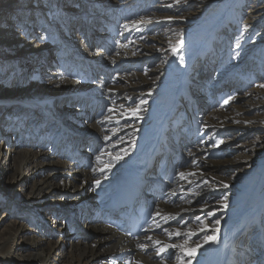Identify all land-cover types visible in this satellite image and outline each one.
<instances>
[{"label": "bare ground", "instance_id": "bare-ground-1", "mask_svg": "<svg viewBox=\"0 0 264 264\" xmlns=\"http://www.w3.org/2000/svg\"><path fill=\"white\" fill-rule=\"evenodd\" d=\"M102 1L104 0H81V3H93L97 9L103 4ZM128 1L133 5L138 0ZM147 1L149 0H141L132 10L123 7L119 14H115L108 5L95 12L106 15L108 27L105 29L102 26L105 33L116 27L118 29L117 46L120 50L114 56L104 52V34H100L96 45L91 44L92 47H89L86 39L89 30L86 29L85 37H80L81 33L75 29L78 23L73 22L76 17L63 16L61 12L56 13L55 21L47 22L49 18L44 17L35 21L31 16L29 0H19L15 14L22 23L18 27L11 17L14 12L6 11L0 17V38L3 41L0 43V54H4L5 41L10 39V48L7 49L10 57L8 64L16 65L20 59L24 66L29 65L31 69L19 87H11V74L5 76L4 80H10V83L0 86V107L5 108L19 102L29 104L30 108H37V112L30 111L33 114V119H30L32 124L26 128L24 110L10 111L11 119H14L12 125L8 121L0 123V135L3 138L0 142V192H3V188L5 193L14 189L15 193L23 195V203L27 208L24 216L18 214L19 217L0 228L1 260L13 258L18 264H187L190 259L191 264H208L211 255L223 242L218 264H263L259 258V250L264 247V130L261 132L263 137L260 135L246 141V149L238 156L214 159L213 156H217L218 151L212 156L210 150L222 141L226 146L242 145L238 136L254 127H264V87H261L264 85V54L263 62L259 64H254L252 55L250 67L254 68V80L248 78L240 67L244 63L248 64L246 55H251L254 50L264 46V0H205L209 4L196 13L198 15L181 19L172 12L152 16V19H148L149 14L146 15L147 18L143 17L144 13L151 11L150 14L155 15L161 10L147 8ZM124 3L129 5L128 2ZM240 10L245 17L239 28L241 39L230 50L225 45V31H221L225 21L217 22L226 20V14L230 17L233 12L238 13ZM37 14L43 16L40 10H37ZM94 22L96 26L97 22ZM32 29H37L38 33L34 34ZM145 33L148 34L143 35ZM62 35L64 40L71 41L69 46L61 40ZM93 35L94 31L90 42H93ZM53 44L58 46L50 49L49 46ZM74 46H82L83 49L77 52ZM40 48L41 51L37 53ZM174 48L177 49L176 52H173ZM153 50H159L161 54L164 51L167 53V56L160 54L159 66L153 68L158 57L149 62L150 68L147 67V71L140 68L118 70L112 80L116 81L112 85L104 79L106 67L121 68L126 62L144 61L145 56ZM52 51L55 56L48 57ZM224 53L227 57L221 58ZM206 57L212 62L209 67L218 74L215 76L216 73H211L207 78L194 77L189 80L193 69L201 68ZM2 59L6 63L4 57H1L0 64ZM228 61L230 65L225 69ZM134 67H138V63ZM88 68H91V78L89 71L83 73V69ZM163 74L165 78L159 84L145 115L148 100ZM249 84L256 85L254 92L249 94L247 101L237 103L235 97L239 94L238 90L244 91ZM193 87L205 94L206 101L213 106L204 118L206 126L204 121L201 124V118L197 119L198 110H202L204 102L194 94ZM69 93H76V99L82 95L88 99L97 98L96 94L101 98L112 99L102 118L89 125L84 122V114L81 115L75 104L64 101L60 107L55 105V99L71 97L67 95ZM226 100L228 103H225ZM230 101L232 104L228 106ZM54 108L57 112L53 116ZM45 119L48 124L41 135L22 138L25 133L33 134L31 128L38 129L42 124L45 126ZM196 124L200 138H197L192 149L187 152L188 160L184 167L176 171L173 182L165 183L168 195L165 193L163 201L155 202V220L151 226L156 230L154 233L148 232L131 242L116 231L104 227L99 218L88 222L84 216H74L75 210L81 213L79 206H84L82 209L105 207L122 185L129 170H135L136 176L141 177L145 168L151 169V156L162 159L172 156L179 158L183 139L177 135L181 131L189 133ZM232 129L235 130L227 136L228 133L224 130ZM83 131L92 132L93 135L96 133L101 141H105L97 154L99 159L95 157L89 169H81L79 164L70 162L66 155L70 152L79 158H85L88 146L82 147L74 139ZM18 132L19 140L10 142L9 136L17 135ZM69 132L76 133L66 137L72 139L60 141ZM38 139L40 142L36 147ZM47 145L48 148L45 149ZM82 149L85 153H80ZM158 149L161 153L157 155ZM117 155L121 159H114ZM228 165L232 168L225 172L223 166ZM40 168H49L50 171L42 173ZM252 169L254 172L250 173ZM54 170L64 176V180L55 182L51 179L49 176ZM180 173L184 174V178L180 177ZM96 180L100 183H94ZM253 182L254 211L239 220L232 217L229 224H221L222 215L216 216L214 213L228 208L231 195L240 190V187ZM54 190L57 191L61 206L70 212L66 220L73 219L72 231L78 229L75 221H80L83 233L91 236L89 241L84 238L71 241L69 248L61 253L56 246L60 234L67 227L64 225L66 220L62 222L58 218L61 216L58 207L53 210L43 208L47 199L54 196ZM216 190L218 195L215 198L202 205L197 203V197L201 193ZM1 193L0 197L7 196ZM0 206L7 209L8 216L11 205L0 198ZM188 211L191 212V218L194 217L191 222H176L177 216ZM209 212L212 213L211 216L208 215ZM216 220L220 222L218 225L214 223ZM251 224L256 225L257 232L252 233L250 238H256L257 243L250 245L251 248L249 246L253 251L249 252L250 256L246 259L239 250L244 245L243 240L239 242L238 248H235V242L246 225ZM52 235L54 238L51 240L46 237ZM206 236H216V240L205 242ZM25 244L28 249L23 253L21 246ZM198 244L201 247L196 249L194 257L186 255L185 249L195 248ZM169 245L177 247H166ZM204 245L209 246L202 249ZM160 248H166L165 251L170 252L157 254ZM169 257L173 259L169 261Z\"/></svg>", "mask_w": 264, "mask_h": 264}, {"label": "rangeland", "instance_id": "rangeland-1", "mask_svg": "<svg viewBox=\"0 0 264 264\" xmlns=\"http://www.w3.org/2000/svg\"><path fill=\"white\" fill-rule=\"evenodd\" d=\"M140 1L141 0H138L136 3L131 5L130 4L131 2L128 1V0H123V2L113 1V0H104V1H102L103 4L100 5V7H98V8H101V7H104L105 5H108V6H110L111 10L115 14H119L123 7H124V9L132 10L137 5H139ZM238 1L241 2L240 0H238ZM29 2H31V7H30V10L32 12L31 16H32V18H34L35 21L41 20L40 18H42V17L47 18V19L49 18L47 20V22L48 21H55V17H57L56 13H61V12H62L63 16L64 15H68L69 17H71V16L72 17H76V19H74L73 22L75 24L78 23V24L75 25L76 26L75 29L77 30V32L79 31L81 33L82 36L80 35V37H85L86 36V29L89 30V31H87L88 32L87 33L88 37L86 38L89 47H92V45H96V40L98 38H100V34L101 35L104 34L103 36L106 39V42L104 41V43L106 44V47H108L110 41H112V43H111V45L109 47V54H107V55L114 56V54L116 53L117 50H118L117 51V54H118V52L120 50V48L117 46L118 45V43H117L118 34H117V37L113 38L112 40L108 39L109 36H106L108 34L105 33L102 30V26L105 27V24L108 23V22H106V18H105L106 15L105 14L98 15L97 13H95L96 11H99V10H97L98 8L97 9L94 8L93 3H92V5L91 4L87 5V4L81 3V0H59V1H57V0H29ZM124 2H128L129 5H126V3H124ZM18 3H19V0H0V17L6 11L14 12L11 17H12V19L15 22L14 25L17 26V27L20 25V23H22V20H20V18L17 17V15L15 14V12L17 11ZM145 4H146L147 8L148 7L150 9L161 8V10H159L158 13L155 14V15H151L150 14L151 11L150 12L146 11L147 13L142 14V16L144 15L143 17H146V15L148 16V14H149L148 17H150V18H148V19H152L151 18L152 16L155 17L157 15H162L164 12H172V14H174L178 19H181V18L195 17L196 15H198L196 13H199V11L205 9L207 4H209V3H206L205 0H149ZM169 5H171V7H168ZM202 5H204L205 7L202 6ZM161 6L162 7L164 6V9H162ZM37 10L42 11L43 16H39V14H37ZM162 10H164V11H162ZM18 11H19V9H18ZM148 11H149V9H148ZM240 11L238 13H237V11L233 12V14L230 17H229L228 14H226L225 15L226 16V20H221V21L217 22V23H220L222 21H225L224 26L221 28L222 29L221 31H223V30L225 31V35H224V37H225V45H226V47H229L230 50L233 49V47L236 46L235 44L238 43L240 41V39H241L240 38L241 37V33H239V28L242 27L243 20H244L245 17L242 14V10H240ZM44 13H45V15H44ZM94 21L97 22L96 26L94 25V23H95ZM92 29L94 31V35H93L94 39H93V42H90L91 41V39H90L91 38V33H93ZM37 31H38L37 29H32L31 30V32H33L34 34H37L38 33ZM0 34H2V33L0 32ZM147 34L148 33H145L143 35H147ZM39 35H41V34H39ZM156 36L157 35H154V37H156ZM61 37H62L61 40L66 42V46H69L71 44L70 40H67V39L64 40L65 39L64 35H62ZM1 39L2 38H0V43H3V41ZM86 39H85L84 45H86ZM10 42H11L10 39H7L5 41L6 50L4 51V54H0V58L4 57V59L6 61V63H4V61L2 59V64H0V86L2 84L10 83V80L5 81L4 78H5L6 75L11 74V80L13 81L12 84H11V87L13 88L16 85H18V87H19L20 85L23 84L22 80L25 79V76L29 73V71L31 69H30L29 65H25L24 66V63H22V60H20V59H19V62L16 65H9L8 64V63H10L9 62L10 57H8L9 52L7 51V49L10 48V46H9ZM57 46H58L57 44H53V45L49 46V48L52 49V48H56ZM106 47H105L104 52L107 53ZM73 48L77 52L78 51H82V49H83L82 46H74ZM211 50H214V49H211ZM40 51H41V48L37 51V53H39ZM160 54L161 53H160L159 50H153L152 52H150L148 55L145 56L146 58H145L144 61L143 60H139L137 62H133V61L126 62V63H123L121 65V68H113V67L109 68V67H106L105 75L106 74L107 75H106V78H104V79L108 82V84H111V83L114 84L116 80H114V82L112 80L114 79V77L118 73V70H121V71L139 70V69H136V68H140V69H142L144 71H147V69L150 68L149 62L150 61H154L155 59H157L160 56ZM263 54H264V46H261L257 50H254V53H252L251 55H246L245 56V59H248V61H247L248 64L244 63L243 65L240 66V67H242L241 69L247 74L248 78H250L251 80H254V68L250 67L252 55H254V64H259V63L263 62V58H262ZM165 55L167 56V53L165 51L162 52L161 56H165ZM47 56L48 57H54L55 56L54 51L50 52V54H48ZM77 56L79 57V55H77ZM225 57H227V56L224 53L223 57H221V58H225ZM184 59L187 60L186 58H184ZM231 59H230V61H231ZM160 60H161V58L159 57L155 61L156 63H154L153 68L159 66ZM83 61H86V60H83ZM230 61H228V63L225 64L226 66L224 65L225 67L223 66L225 69H227L229 67ZM241 62H242V60L239 61V63H241ZM137 63H138V67H134L135 64H137ZM168 64H169V59H168ZM214 64H215V62H214ZM211 65H212L211 59L209 60L206 57V59H205V61H204V63H203L201 68L200 67H196V68L193 69V74L190 76L189 80L194 79V77L196 79H203V78L210 77L208 74H211V73L215 74L216 71H213L211 69V67H209ZM151 67H152V65H151ZM91 68L83 69V72H85V74L88 71L90 72V73H88L89 74V78H91ZM145 68H146V70H145ZM165 74H166V72H165ZM165 74L162 75V77L157 81V84L155 85L156 89L153 91V93L151 94L150 99L148 100L147 108L145 110V115L148 112L150 101L154 98L155 92L159 88V84L165 78ZM217 74H218V72L215 74V76ZM18 80H19V82H18ZM251 80H249V81L251 82ZM255 86L254 85L251 86V84H249L245 88L244 91L238 90V93L241 95V98L239 97L240 96L239 94L235 97V99H237V103H240L242 100L243 101L244 100L247 101V99L249 97V94L254 92V88H256ZM193 92L197 96L201 97L203 99V102H204L203 106L201 108L202 110H198L199 114L197 116V119L201 118L200 122L202 124V122L204 121L205 116L209 113V111H211V109H213L212 108L213 106H212V104H210V103H208L206 101L205 94L203 95L197 88L193 87ZM69 94H67L68 96H71V97H68L69 99L67 97H63L62 100L61 99H55V101H56L55 105L60 107L61 104L64 101H66L67 103L71 102V103L75 104V106L79 107L81 115L84 114V116L82 115V117H84V122L89 123V125H92L94 121L98 120L99 118L100 119L102 118V116L106 113V109H107V107H109L108 105H109V103H110V101L112 99V97L111 98L110 97L101 98L97 94H96V96H97L98 99L97 98L88 99L87 96L82 95V97L79 98L82 101V103L80 104V103H74V102H76V98H74V97H76V93H71L70 95ZM72 99H74L73 102H72ZM91 102H92V106H94V107H97V106H101L102 107L103 104H104V110H103L104 114H102V116H100L98 114H96L95 116H92V114L88 115L87 109L85 108V110H84V107L81 108V105H83L84 103H86L85 105H87V104H89ZM217 102H218V100L216 101V103ZM231 104H232V102L230 101V104L228 106H230ZM214 106H216V105H214ZM29 108H30L29 104L26 105V104L19 103V102H17L14 105L5 107V108L0 107V123L3 122V121H8V123L10 125H12L13 122H14V119H11L12 115H11L10 111H13V110H17V111L24 110V112H25L24 119L26 121V123L24 124V126H25L24 128H26L27 125H31L32 124L30 119L31 120L33 119V117H32L33 114L30 111L37 112V108H35V107L30 108V109ZM55 109L56 108H54V112H52L53 116L57 112V111L55 112ZM251 115H253V114H251ZM210 117L211 116H209V118ZM47 119L44 120V124L48 120H50V119H48V120ZM182 121H184L183 120V116H182ZM39 124L40 123H38V125ZM47 124L48 123H46L45 126L43 124L41 126H38V129L36 128L37 130L35 128H31V131H33V134L25 133L22 138H36L37 136L42 134V130L44 131V129H46V125ZM204 126H206L205 121H204ZM76 127H77V125H76ZM193 129H198L199 130L198 125L196 124V126ZM38 130H39V133H38ZM234 130L235 129L224 130V131H226L228 133L227 136H229V135H231L232 131H234ZM263 130H264L263 126L254 127L253 130H249L248 132H243L240 136H238L241 139L240 142L242 143V145H232L231 144V145L226 146L227 144L222 141L220 144L215 145L210 150V153L213 156V153L218 151V155L217 156H213L214 159L223 158V157H227V156H229V157L238 156L246 149V145L244 144L246 141H249V140H252V139H256L257 137H260V135H261V137H263L262 136L263 134H261V132ZM18 133L19 134L14 135V136L10 135L9 136V138H10L9 141L10 142H17L19 140L20 132H18ZM37 133H38V135H37ZM74 133H76V132H69V134L66 133L64 135V137H61V138H65V139H61L60 141H64V140L66 141L67 139H72V138H66V137L70 136V135H72ZM179 135H181V134H179ZM1 137L2 136L0 135V142L3 139ZM87 137H89V138H87ZM99 138L100 137L96 133L93 135L92 132L86 133L85 131H83V133H81V134L78 133L77 134V138H74V139H76L77 143H79V141L88 142V141L96 140L99 143V145L101 146V150H102L103 145H105V141L104 140L101 141V139H99ZM197 138H200L199 133L197 135L194 133L193 136L191 137L190 141L189 140L186 141V142L184 140L182 141L183 147L181 149V152L179 153V156L183 157L184 166H185V164H186V162L188 160V158H187V154L188 153L187 152L189 151V149H192V147L194 146V143L197 140ZM180 139H182V138H180ZM37 142L38 143H37L36 147H38V144H39L40 140L38 139ZM136 143H137V140H135V144ZM82 147H86V146H82ZM44 148L47 149L48 145L45 146ZM101 150H96V151H99V152L95 151L96 152V153L94 152L95 154H93V153L89 154L88 152L86 153L88 155L85 154V157H90L91 158L90 165H88L86 167L87 169L92 167V160L95 157L98 158L97 154H99ZM80 153H85V150L82 149L80 151ZM156 153H157V155L159 153H161L160 149H158V152H156ZM54 155L57 156L56 154H54ZM184 166H182V167H184ZM223 167H224L223 170L225 172H229L230 169L232 168V166H229V165L228 166H223ZM80 168H81V166H80ZM86 168H81V169H86ZM50 169H51V167H50ZM177 170H179V169H177ZM49 171H50L49 168H40V172H42V173H46V172H49ZM252 171L254 172V169H252L250 171V173ZM54 172L50 173L51 175L49 177L51 179H53L55 182L58 181V180H64V176H62L61 174L56 172V170H54ZM249 177H250V175H249ZM4 191H5V188H3V192L2 193L6 194L7 196H1L0 198L6 200L11 205V209H10V211H8V216H7L6 215L7 214V211H6L7 209L5 207H3V206H0L2 208L0 210V228L1 227H5V224L10 223L11 220L15 219L16 217H19L18 214H23L22 216H24L25 215L24 212H26V210H27V208L25 206L26 204L23 203V198H24L23 195H21L20 193H15L14 189H10L7 193H5ZM54 191H55L54 192V196L49 197L47 199V202L43 205V208L44 209L53 210V209H56L58 207L60 212H61L60 213L61 216L58 217V218H60L61 221L63 222V220L64 221L66 220V218L68 217L70 212L68 213V210L63 208V206H61L60 202L58 201L57 191L56 190H54ZM166 191H167V189L164 190V195H165ZM217 192L218 191L216 190V191H213V192L212 191H210V192H206L205 191V192L201 193L197 197V203L200 204V205L206 203L208 200L215 198L218 195ZM93 197H95V196H93ZM58 204H60V205H58ZM83 207L84 206H79V208H81V209ZM76 211L77 210H75L74 213H73L74 216H76L77 218L83 216L82 212L79 213V211L78 212H76ZM252 211H254V182L252 184L248 185V186L240 187V190L236 191V193H234V195H231L230 203L228 205V208H223L219 213H214V214L216 216L219 215V214L222 215V223L221 224H224V223H228L229 220L232 217L236 218V220H239V219L243 218L244 216H246L247 214L252 213ZM27 212H29V211H27ZM181 215L182 216H177V218L175 219L176 222L190 221V220H192L194 218V217L191 218V216H190L191 212L190 211L186 212L185 214H181ZM67 221L68 220H66L64 222V225L66 224L67 227H66L65 231H63L60 234V240L58 241L57 246H56V249L60 253L66 251L69 248V243L71 241H79L82 238H84L87 241H89L91 239V236L89 234L83 233L84 231H83V228L81 226L82 223L80 221H75V226L78 228L75 231H72V229H71V227H73L72 226L73 219H71L68 222ZM253 229H254V231H253ZM64 232H65V234H64ZM220 232L221 231H219V233ZM256 232H257V229H256V225L255 224L246 225V227L242 230L241 233H239V235H238V237L236 239L235 248H238L239 242L243 240L244 245L239 247V250H241L242 256L244 258H246V259H248V257L250 256L249 252L253 251V250L250 249L251 248L250 245H253V244L256 245V243H257L256 242L257 241L256 238H254V240H251V238H250L252 233L255 234ZM90 233H92V231H90ZM263 233H264V229H263ZM78 235H83L84 237L82 236L79 239ZM46 237L51 240V239L54 238V235L49 236V237L46 236ZM208 246L209 245H204L202 249H205ZM249 246H250V248H249ZM21 248L23 249L22 252L25 253L27 251V249H28V245H26V244L22 245ZM168 252H170V251L167 250V251L163 252V255L168 253ZM238 261H239V259H238ZM239 263H240V261H239ZM0 264H18V263H17L16 259L12 258L11 260H1L0 259ZM21 264H34V263L25 262V263H21ZM49 264H53V262H50ZM55 264H59V262H56Z\"/></svg>", "mask_w": 264, "mask_h": 264}, {"label": "snow or ice", "instance_id": "snow-or-ice-1", "mask_svg": "<svg viewBox=\"0 0 264 264\" xmlns=\"http://www.w3.org/2000/svg\"><path fill=\"white\" fill-rule=\"evenodd\" d=\"M168 7H171V5H169ZM176 51H177V49L174 48L173 52H176ZM261 87H264V85H261ZM141 103H144V101H141ZM225 103H228V101L226 100ZM138 108H139V106H137V111H138ZM135 114H136V112L134 111L133 115H135ZM105 139H107V137H105ZM98 159H99V157H98ZM114 159L119 160V159H121V157L119 155H117L116 157H114ZM193 163H195V161H193ZM109 167H110V165H109ZM101 171H103V169ZM179 175H180L181 178H184V174L183 173H180ZM94 183L99 184L100 181L96 180V181H94ZM172 194L175 195V193H172ZM157 215H159V213H157ZM208 215L211 216L212 213L209 212ZM214 223L216 225H218L220 222L218 220H216V221H214ZM156 226L159 227V225H156ZM217 231H218V229H217ZM176 234L179 235L178 232ZM149 239H151V237H149ZM209 240L215 241L216 240V236H211V237L206 236L205 237V242H208ZM155 243L159 244L160 241H155ZM166 247H177V246L176 245H169V246H166ZM199 247H201V245L198 244V245H196L195 248L185 249L186 255H188L189 257H194L195 254H196V249L199 248ZM165 250H166V248H160L159 252L157 254H159L160 252H164ZM187 264H191V260L190 259L187 261Z\"/></svg>", "mask_w": 264, "mask_h": 264}]
</instances>
